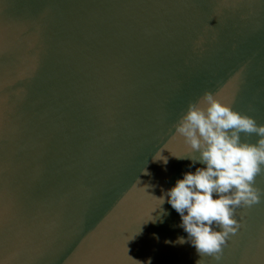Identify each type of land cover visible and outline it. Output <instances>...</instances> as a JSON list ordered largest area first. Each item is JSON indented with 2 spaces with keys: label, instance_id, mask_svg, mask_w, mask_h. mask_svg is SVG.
<instances>
[{
  "label": "water",
  "instance_id": "95a60500",
  "mask_svg": "<svg viewBox=\"0 0 264 264\" xmlns=\"http://www.w3.org/2000/svg\"><path fill=\"white\" fill-rule=\"evenodd\" d=\"M205 91L264 124V0H0V264H264V198L219 261L158 199Z\"/></svg>",
  "mask_w": 264,
  "mask_h": 264
},
{
  "label": "clouds",
  "instance_id": "9594fccd",
  "mask_svg": "<svg viewBox=\"0 0 264 264\" xmlns=\"http://www.w3.org/2000/svg\"><path fill=\"white\" fill-rule=\"evenodd\" d=\"M174 130L190 149L187 155L174 157L204 167L184 173L158 199L162 205L166 197L180 216L187 241L181 237L178 243L189 242L200 257L219 261L228 239L240 227L236 210L250 208L264 198V191L255 186L256 177L264 174V124L205 91L188 104ZM242 134H255L258 139L246 143Z\"/></svg>",
  "mask_w": 264,
  "mask_h": 264
}]
</instances>
